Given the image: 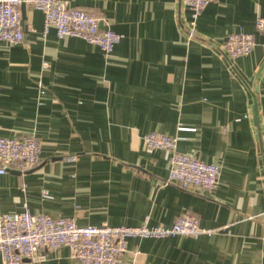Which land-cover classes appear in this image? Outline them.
I'll return each instance as SVG.
<instances>
[{
	"label": "crops",
	"instance_id": "0c3cea01",
	"mask_svg": "<svg viewBox=\"0 0 264 264\" xmlns=\"http://www.w3.org/2000/svg\"><path fill=\"white\" fill-rule=\"evenodd\" d=\"M62 1L123 37L104 54L82 38H58L53 27L44 34L42 12L21 6L23 41H0V136H36L40 163L0 174V214L26 204L78 225L137 226L147 217L149 225L168 227L188 212L220 230L130 238L125 260L264 264V35L255 28L264 0L210 2L191 38L182 0ZM234 32L254 35L249 54L224 53ZM151 131L176 137L179 152L219 165L216 187L165 183L167 153L142 141ZM19 264L76 262L61 246L41 262Z\"/></svg>",
	"mask_w": 264,
	"mask_h": 264
},
{
	"label": "built area",
	"instance_id": "2783aa9c",
	"mask_svg": "<svg viewBox=\"0 0 264 264\" xmlns=\"http://www.w3.org/2000/svg\"><path fill=\"white\" fill-rule=\"evenodd\" d=\"M216 0H182L190 11L188 38L194 36L196 20L204 8ZM30 4L43 14V33L50 27L58 38L79 37L99 47L104 54L112 52L122 33L101 28V18L80 8L68 7L62 0H0V41L21 43L24 39L21 6ZM256 30L264 35V17L255 19ZM255 46L251 33L228 35L223 51L229 58L249 54ZM144 146L167 153L169 172L165 183L192 191H210L218 183L220 166L177 150V138L151 131L142 136ZM73 158V157H72ZM40 163V142L33 134L16 137L0 136V174L10 168L26 172ZM220 229H206L196 215L182 213L168 227L149 225L148 219L137 226L78 225L74 219L32 213L26 204L18 213L0 214V257L3 264L24 261L38 263L48 251L69 247L76 264H135L134 255L125 260L130 238H163L186 235L211 236ZM133 254V253H132Z\"/></svg>",
	"mask_w": 264,
	"mask_h": 264
},
{
	"label": "water",
	"instance_id": "95a60500",
	"mask_svg": "<svg viewBox=\"0 0 264 264\" xmlns=\"http://www.w3.org/2000/svg\"><path fill=\"white\" fill-rule=\"evenodd\" d=\"M23 5V4H22ZM101 23H99V26L101 27L100 25ZM102 28V27H101ZM264 67V61L259 69V72L261 71V69ZM258 75V74H256ZM252 113H253V120H254V124L256 125L257 128H259V125H260V119H259V116H258V108H257V102H256V99L255 97L253 98V104H252Z\"/></svg>",
	"mask_w": 264,
	"mask_h": 264
}]
</instances>
